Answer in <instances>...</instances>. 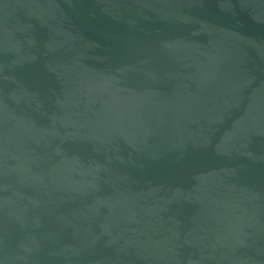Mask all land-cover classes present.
Returning a JSON list of instances; mask_svg holds the SVG:
<instances>
[{
    "label": "water",
    "instance_id": "95a60500",
    "mask_svg": "<svg viewBox=\"0 0 264 264\" xmlns=\"http://www.w3.org/2000/svg\"><path fill=\"white\" fill-rule=\"evenodd\" d=\"M0 264H264V0H0Z\"/></svg>",
    "mask_w": 264,
    "mask_h": 264
}]
</instances>
